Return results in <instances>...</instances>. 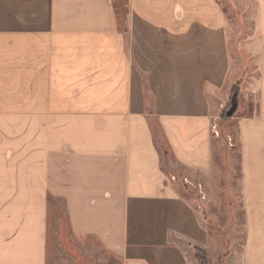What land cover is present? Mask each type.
Returning a JSON list of instances; mask_svg holds the SVG:
<instances>
[{
  "label": "crops",
  "instance_id": "obj_1",
  "mask_svg": "<svg viewBox=\"0 0 264 264\" xmlns=\"http://www.w3.org/2000/svg\"><path fill=\"white\" fill-rule=\"evenodd\" d=\"M250 1L243 79L217 0H0V264H47L52 200L117 264L208 256L197 210L224 176L232 95L241 264H264V0ZM159 140L203 199L163 171Z\"/></svg>",
  "mask_w": 264,
  "mask_h": 264
},
{
  "label": "rangeland",
  "instance_id": "obj_2",
  "mask_svg": "<svg viewBox=\"0 0 264 264\" xmlns=\"http://www.w3.org/2000/svg\"><path fill=\"white\" fill-rule=\"evenodd\" d=\"M221 6L226 26L227 49L231 58V68L241 69V77L250 71V60L243 49L244 41L250 35L253 17V5L250 0H217ZM242 80V79H241ZM240 86L239 84H237ZM238 86V87H239ZM237 87V88H238ZM232 97L222 103L218 122L220 136L225 138V150L217 155V165L224 173L217 179L219 186L210 193L208 207L198 209L204 218L210 234V249L203 256H195L197 264H241V252L245 238V225L243 211L236 207L233 193V154L227 151L229 140L226 132H230L226 113L231 108ZM238 109V101L235 102ZM237 112V110H236ZM231 116V118L236 114ZM229 128V129H228ZM226 130V131H223ZM222 132V133H221ZM161 151V166L163 171L176 176L179 190L191 199H203L199 186L194 189L184 177L177 174L174 162L169 156L165 144L159 140ZM222 157V158H221ZM67 221L64 208L58 201L52 200L49 207V234H48V260L47 264H117L114 259L107 258L96 243L90 241H77L68 235ZM201 252V251H200ZM201 257V258H200Z\"/></svg>",
  "mask_w": 264,
  "mask_h": 264
},
{
  "label": "water",
  "instance_id": "obj_3",
  "mask_svg": "<svg viewBox=\"0 0 264 264\" xmlns=\"http://www.w3.org/2000/svg\"><path fill=\"white\" fill-rule=\"evenodd\" d=\"M236 110V103H235V98H232V101H231V108L230 110L226 113V116L227 117H231L234 112Z\"/></svg>",
  "mask_w": 264,
  "mask_h": 264
},
{
  "label": "trees",
  "instance_id": "obj_4",
  "mask_svg": "<svg viewBox=\"0 0 264 264\" xmlns=\"http://www.w3.org/2000/svg\"><path fill=\"white\" fill-rule=\"evenodd\" d=\"M233 93H235V91ZM196 253H197V255L199 254V255L203 256L202 258L201 257L200 258H201V260H204V255L202 252H200L199 250H196Z\"/></svg>",
  "mask_w": 264,
  "mask_h": 264
},
{
  "label": "built area",
  "instance_id": "obj_5",
  "mask_svg": "<svg viewBox=\"0 0 264 264\" xmlns=\"http://www.w3.org/2000/svg\"><path fill=\"white\" fill-rule=\"evenodd\" d=\"M108 3H110V0H106Z\"/></svg>",
  "mask_w": 264,
  "mask_h": 264
}]
</instances>
